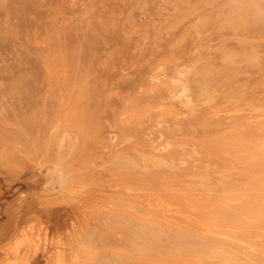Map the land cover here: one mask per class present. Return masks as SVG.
<instances>
[{"label":"rangeland","instance_id":"rangeland-1","mask_svg":"<svg viewBox=\"0 0 264 264\" xmlns=\"http://www.w3.org/2000/svg\"><path fill=\"white\" fill-rule=\"evenodd\" d=\"M62 87L101 128L59 126ZM0 97V264L112 216L123 264H264V0H0Z\"/></svg>","mask_w":264,"mask_h":264},{"label":"bare ground","instance_id":"bare-ground-1","mask_svg":"<svg viewBox=\"0 0 264 264\" xmlns=\"http://www.w3.org/2000/svg\"><path fill=\"white\" fill-rule=\"evenodd\" d=\"M163 1H165V0H163ZM113 3H114V1H113ZM166 3L167 2H165V4ZM169 45H170V43H169ZM16 64H17V62H16ZM245 84H246V82H245ZM225 85H227V84H225ZM246 87H247V85H246ZM60 91H61V95H60V98L59 99H58V97L54 96V98H55L54 100L56 101L58 99L59 104L54 105V104H50L49 103L50 105L47 104V106L49 107V110L52 113L57 108V106L58 107L60 106V108H58L54 113H56V117H57L58 121L59 122L61 121L59 123V126L61 128H63V127H67L69 129L70 128L71 129L73 128V131H75L76 134H79L78 132H79V129L81 128V126L92 125L93 123H94V125H95L96 128H101V123L99 122V116L97 115V110H96L97 108H96L95 103L93 102V100L90 101V97L88 98L87 95L85 93H82V92H73V91H70L66 87H62ZM52 100H53V98H49V101L48 100H45V103H47V101L48 102H51ZM33 101H35V100H33ZM94 119H96V120L94 121ZM92 120L94 122H92ZM2 143H3V141H2ZM3 159L4 158H2V160ZM2 162L3 161H1V163H0V175H2L1 177L5 179L7 177V173H9V169H6L7 165L6 164H3ZM85 188H87V187H83V189H82L83 191L81 193L80 192L77 193V194H80L81 196L80 197L78 196L79 199H76V198L74 199V203L73 204H74V207L75 208H77L78 203H79V205H83L85 203L84 201L87 199L88 194L90 192V191H88V188L87 189H85ZM180 191H182V190H180ZM9 199H11V198H9ZM97 199L101 201V197L100 196H97ZM220 199H222V198L220 197ZM31 200L30 199H27V201L25 203H27L28 205L31 206V208H29V209H34V208H36L37 204H39V203H36L34 200L31 203L30 202ZM223 200H225V199H223ZM117 203H119V202H117ZM117 203H114L113 204V209L114 210H117V212L120 213V214L117 213L118 215H122L121 210H120V207L118 206ZM106 210H108V209H106ZM104 218L98 219L97 220V223H95V225L97 224L99 226L98 227L99 230L100 229L101 230H105V232L103 234H99L98 235L97 234V231L98 230H96V227H95V230H93V227H91V228H88L82 234H77L75 236H74V234H72V236L67 235V238H68V241H69L68 243L67 242L65 243L63 241L64 240L63 239L64 236H62L61 234L59 235V233L61 231H57L58 235L56 236L57 238L55 240L52 239L54 234L51 235L52 238H50V241L44 243L45 250L47 249L46 247L49 246V247L52 248V252H53V253L51 252L52 254L50 256L47 254L48 255L47 263H52L51 262L52 260H54L57 264H60V263H64V264H78L79 263V264H81V263H84V262H82L80 260L79 257L76 258V255H71V252H70L71 249L72 248H75L76 246L79 247V248H81L83 250V252L92 253V255H90V256H92V258H90L87 255H84L85 257H87V258L90 259V263L91 264H123L124 259L130 258V260H131L132 259V256H130V255H132V254H129V256H127V255L125 256L124 253H123L122 248L124 247L123 245L125 243L128 244V240H131V239L136 238L135 237L136 235H134V232H137V230H136L137 227L135 226L136 229H132V227H134V226H132V223H129L126 226L124 225L126 227L125 228L123 226V224H121L122 219L115 218L114 216H112V218H109V219H104ZM113 229H117V232H115ZM142 238H143V236H142ZM143 240L146 241L145 239H143ZM139 242H140V240H139ZM142 245H144V244L142 243ZM132 246H134V245H132ZM67 248H69V249H67ZM124 248H126V247H124ZM43 249H41V252H42ZM141 250H140V252H142ZM108 251H111V252L112 251H115L116 252L115 253L116 256L115 255L112 256L113 255V252L111 253V255L97 254V253H100V252L107 253ZM147 251H149V250H147ZM131 252L132 253H136L137 255L139 254L138 251L135 252V250H134V252L133 251H131ZM54 255L56 256V258H53ZM39 257L40 258H38L37 261L38 260H41V257L42 256L40 255ZM130 260H129V263H133L134 264V262H131ZM21 261H22L21 258H19L18 260L15 259V260L12 261V262H14L12 264H20L19 262H21Z\"/></svg>","mask_w":264,"mask_h":264}]
</instances>
